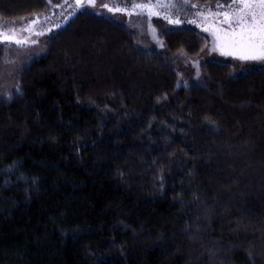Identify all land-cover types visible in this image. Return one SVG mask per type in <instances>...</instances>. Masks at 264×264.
<instances>
[{
  "label": "trees",
  "instance_id": "obj_1",
  "mask_svg": "<svg viewBox=\"0 0 264 264\" xmlns=\"http://www.w3.org/2000/svg\"><path fill=\"white\" fill-rule=\"evenodd\" d=\"M57 1L0 0V21ZM162 38L77 12L0 97V264H264V69L210 61L180 86L204 39Z\"/></svg>",
  "mask_w": 264,
  "mask_h": 264
},
{
  "label": "rangeland",
  "instance_id": "obj_2",
  "mask_svg": "<svg viewBox=\"0 0 264 264\" xmlns=\"http://www.w3.org/2000/svg\"><path fill=\"white\" fill-rule=\"evenodd\" d=\"M133 0H97V7L95 8H82L80 11H92L93 13L109 17L121 22L125 25L134 35L136 46L146 51H157L160 53H167L166 46L164 44L162 35L165 32L180 29H192L197 31L204 39V46L200 55L194 59H187L183 55H179L174 60V66L179 76L180 86H189L199 83L203 77V66L210 61L226 63L233 66L239 73L248 68H262L264 69V63L260 62H243L234 59L231 56H223L218 51H211L213 46V36L211 31H205L204 28L210 29L215 27L226 28L227 25H223L220 21L222 16H213V13H218L226 10V8L217 7V5H230L232 0H219L218 3L213 6H198L191 7L194 4L189 0V4H183L182 0H173L176 3L177 8L171 10V16L173 19L180 20L179 24H170L168 20L163 18V13L160 16H152L149 18L147 12L140 13L139 10L132 12V15H128L124 12H109L107 9L100 7L101 4H108L112 8H124L128 7L130 11ZM137 3H146L147 0H135ZM155 0H153V3ZM72 3V0H69ZM59 5V6H56ZM196 5V4H195ZM73 9L64 3V0H58L55 3L50 4L49 12L39 18H34L28 22L16 25H9L0 21V30H7L9 28H15L18 38H29L36 40V44H29L23 47L16 44H5L8 50V56L4 63L3 69L0 72V97H8L17 89L18 75L30 60L38 57L44 50V44L46 38L50 36L55 27L74 14ZM201 13L203 15H201ZM32 21H35L33 24ZM192 21H195L193 23ZM151 25V27H150ZM31 27L33 31L30 33L25 31ZM155 29V32H153ZM42 32L43 35H36V33ZM199 69V75L198 73Z\"/></svg>",
  "mask_w": 264,
  "mask_h": 264
},
{
  "label": "snow or ice",
  "instance_id": "obj_3",
  "mask_svg": "<svg viewBox=\"0 0 264 264\" xmlns=\"http://www.w3.org/2000/svg\"><path fill=\"white\" fill-rule=\"evenodd\" d=\"M51 2V0H49ZM183 4H189V0H182ZM73 9L74 14L82 8L97 7V0H64ZM59 6V5H56ZM100 7L107 9L109 12H124L132 15V12L139 10L142 14L147 12L149 18L152 16H160L163 13V18L168 20L170 24H179L180 20L173 19L171 10L177 8L173 0H147L146 3H137L133 0L131 4L132 11L128 7L112 8L108 4H101ZM191 7H197L192 4ZM217 7L226 8V10L218 13H213L215 16H222L221 24L227 25L226 28L205 27V31H211L213 36V46L211 51H218L223 56H231L236 60L243 62H260L264 63V0H232V4L224 6L217 5ZM201 15H203L201 13ZM195 23V21H192ZM34 24L35 21H32ZM151 27V25H150ZM25 31L32 32L33 29L28 27ZM155 32V29H153ZM36 35H43L42 32ZM0 43L16 44L18 46H25L29 44H36V40H31L27 37L18 38L15 28L7 30H0ZM183 54V53H181ZM199 75V69L198 73ZM19 91V88H17ZM11 98L10 96L8 97Z\"/></svg>",
  "mask_w": 264,
  "mask_h": 264
}]
</instances>
